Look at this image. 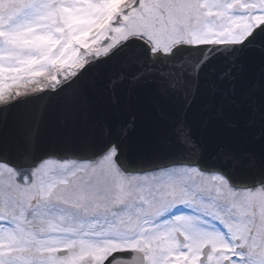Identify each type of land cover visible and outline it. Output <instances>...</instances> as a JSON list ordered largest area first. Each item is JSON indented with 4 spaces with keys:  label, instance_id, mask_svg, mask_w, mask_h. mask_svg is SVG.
Here are the masks:
<instances>
[{
    "label": "snow or ice",
    "instance_id": "obj_1",
    "mask_svg": "<svg viewBox=\"0 0 264 264\" xmlns=\"http://www.w3.org/2000/svg\"><path fill=\"white\" fill-rule=\"evenodd\" d=\"M0 264H264V0H0Z\"/></svg>",
    "mask_w": 264,
    "mask_h": 264
},
{
    "label": "water",
    "instance_id": "obj_2",
    "mask_svg": "<svg viewBox=\"0 0 264 264\" xmlns=\"http://www.w3.org/2000/svg\"><path fill=\"white\" fill-rule=\"evenodd\" d=\"M139 118H140L141 123H142L141 131H143V124H144L146 121L156 119L155 112L152 111V109H151V105H150L149 103L145 102V104H144V109H143V111L141 112Z\"/></svg>",
    "mask_w": 264,
    "mask_h": 264
}]
</instances>
